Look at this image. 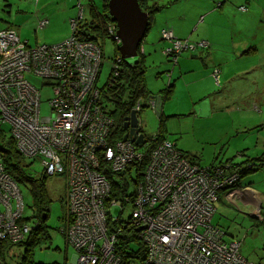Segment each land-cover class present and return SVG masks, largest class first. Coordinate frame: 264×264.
<instances>
[{"label":"built area","instance_id":"obj_1","mask_svg":"<svg viewBox=\"0 0 264 264\" xmlns=\"http://www.w3.org/2000/svg\"><path fill=\"white\" fill-rule=\"evenodd\" d=\"M79 7L81 15L71 20V37L57 44L31 47L14 29H0V128L9 126L6 129L26 160L39 161L44 174L55 173L66 181L61 231L75 255L62 264H121L117 235L141 226L148 264H260L244 256L242 241L228 242L225 231L213 223L222 194L224 200L247 207L249 189L235 187L241 177L232 165L201 166L175 143L161 141L159 133L148 138L141 121L133 136L116 138L115 119L101 94L120 86L121 56L115 57L105 85L99 86L105 53L103 46L84 40L77 30L78 22L85 20L84 6ZM117 29L113 23L105 33L120 45ZM162 31L161 38L171 43L164 52L175 60L184 50L207 46L206 41L177 38L171 27ZM35 79H42L41 86L51 91L52 116L41 115L42 91ZM163 103L162 95L139 97L132 110L139 119L151 106L161 116ZM141 134L145 136L139 148L135 141ZM146 157L142 179L134 182L136 192L129 194V185L126 194L114 196L110 176H128L132 163ZM27 206L0 152V264H9L13 249L26 243L41 224ZM113 207L120 209L119 216L111 215ZM130 207L132 213L124 219ZM18 258L13 264H27L24 254Z\"/></svg>","mask_w":264,"mask_h":264},{"label":"rangeland","instance_id":"obj_2","mask_svg":"<svg viewBox=\"0 0 264 264\" xmlns=\"http://www.w3.org/2000/svg\"><path fill=\"white\" fill-rule=\"evenodd\" d=\"M168 1L149 0V7L156 4L161 9L155 13L151 29L140 45L150 48V52L145 56L148 68L146 83L149 92L154 96H161L162 89L172 82L174 84L172 94L163 103L164 116H159L151 106L145 107L144 111L140 113L139 124L141 121L146 136L152 139L162 132L186 155L198 157L201 166H209L212 163L219 164L220 161L226 163L228 159H231L230 162L238 164L245 160L264 156V121L262 116L257 119L258 116L252 117V115H256L255 113L242 111L247 107L243 102L247 103L252 99L233 96L235 90L243 84L249 83L252 79L250 74L245 72L238 75L235 78V82L238 84L234 87L227 85L222 75L216 80L213 76L215 71L211 76H208V71L212 70L211 63L207 60L208 54L212 51L210 41L206 42L207 46L200 45L195 51L184 50L180 53L178 60L164 52L167 47L171 46V43L163 38L161 40L160 33L163 32H161V28L163 23L168 24L167 28L171 27L172 25L167 23L171 20L185 18L184 22L181 20L183 32L186 33V37H181L183 40L189 39L193 43L205 40V37L201 35L204 32L202 25L206 26V24H202L198 29L195 27L201 24L200 9L206 3L209 4L210 0H176L167 6ZM79 4L84 6L82 15L88 22L92 21V7L95 13L102 16L103 0H0V29H14L21 41L28 42L31 47L37 44H57L71 37L73 33L71 20L77 19L81 15ZM45 20H47L46 24L41 26L40 24ZM97 20L102 19L97 18ZM207 20H209L208 17ZM113 23L116 24L110 20L104 24V28ZM211 28L212 26L209 29ZM229 28L228 21L222 28L218 27L221 39L227 38V36L229 37L227 40L231 39ZM216 32L217 29L213 27L210 34ZM189 36L191 39L188 38ZM153 38L154 42L151 41ZM116 45L112 39L105 41L103 46L105 59L98 81L99 86L105 85L112 71L113 60L119 52ZM191 53L196 55L193 58L196 61L194 62L195 68L181 73L179 58L189 60L188 57L192 55ZM218 55L219 53L216 57ZM137 60L138 57L128 59L130 63ZM201 63L209 66L205 67L207 71ZM233 69V67L227 68L230 72ZM34 83L42 91L41 115L52 116L49 103L51 91L46 86H41L44 83L42 79H35ZM202 94L207 97L203 98ZM147 99L145 98V100ZM105 105L111 110L114 109V106L107 101H105ZM258 121L261 123L256 124ZM254 124H256L255 127H253ZM4 127L9 129L8 125ZM138 128L139 125L136 131ZM27 163L30 164L25 167L28 178L36 180L43 172V166L39 161L29 160ZM255 163L257 164L256 161ZM46 175H48L47 178H42V180L45 181L51 204L49 217L45 222V230L50 239H43L36 244L31 252V258L35 264H62L66 257L71 261L75 255L74 248L68 246L61 231L65 224L66 181L61 175H55V173ZM263 175L264 169H259V171L243 177L241 185L264 193ZM135 177V172H133L132 179L125 176V180L130 184L129 194L136 192L133 181ZM27 187L30 188L29 182ZM23 193L26 204L33 206L34 202L30 191L24 188ZM256 196L246 200L249 202L246 204L247 207L242 203H231L229 200L220 201L216 204L218 211L213 220L215 224H219L225 229L228 242L242 241V253L245 257L252 262L264 264V221H262L264 200L258 193ZM110 211L113 216L120 214L118 207H113ZM131 213L132 208L130 207L123 218H129ZM24 253L26 254V245L17 246L13 249V255L18 256H8L7 261L9 264L16 263L20 260L18 257ZM129 264L144 263L141 259L134 258Z\"/></svg>","mask_w":264,"mask_h":264},{"label":"trees","instance_id":"obj_3","mask_svg":"<svg viewBox=\"0 0 264 264\" xmlns=\"http://www.w3.org/2000/svg\"><path fill=\"white\" fill-rule=\"evenodd\" d=\"M141 7L149 11V28L148 31L151 29L152 22L154 15L160 9L155 4L152 7H149L148 3L149 0H139ZM91 6V5H90ZM244 8V7H243ZM93 7L91 9V16L92 21L88 22L87 20H80L77 25V30L79 31L82 38L86 41H94L101 46H104L106 41V31L107 27L104 28V24L112 20L109 15L108 10V0H103L102 6V16H99L97 13L93 11ZM102 19L100 21L97 20ZM102 23V25H101ZM5 29V28H2ZM109 39V38H107ZM117 46V51H119V44ZM141 46L138 48L139 57L138 60L130 63L125 59L121 58L119 63L120 69V86L109 89L108 91L102 90V102L105 105V101L111 103L114 106V109L111 110L105 105V109L107 112L112 115L116 122V138L121 139L124 137L127 130L125 129V118L129 116L130 112L132 111L133 106L135 105L136 101L139 97H145L148 95H152L149 90L147 89V65H146V53L140 51ZM119 52L115 57H118ZM117 58H114L113 62ZM173 91L172 83L168 84L167 88L163 90L162 98L163 100H167L170 97ZM127 98V100H125ZM161 116H164L163 114ZM163 122V119H162ZM8 132L6 128H0V152L2 154V160L7 168L8 173L14 178L17 183L21 186V189L27 188L30 191V195L33 199L34 205H28V210H33L37 213V216L40 220V226L31 234L29 239L26 243H21L20 246L26 245V254L24 253V258L27 261V264H35L33 259L31 258L33 251V247L40 243L43 239H50L47 236V232L45 230V222L47 219H43V216L46 214L47 218L49 217V208L51 204V199L45 184V181L42 178L46 179L48 175L44 174V171L36 178V180L29 179L26 173L25 167L26 165H30L27 163L26 158H24L21 153L17 150L15 141L13 137ZM159 139L163 141L167 139L162 132L159 133ZM169 140V139H167ZM170 141V140H169ZM177 146V145H176ZM184 153V152H183ZM186 154V153H184ZM187 156L194 162L198 163V157H193L191 155ZM148 158L146 157L145 160L141 165L139 164H132L133 166L128 169V176L132 179L131 170L133 169L136 177L133 180L138 183L142 179V172L145 169L147 164ZM231 159H228L226 163L232 165L234 169H236L241 179L235 184V187H241L242 178L248 174L254 173L259 171L264 167V156L259 157L257 159L245 160L242 163H232L230 162ZM257 162V164L255 163ZM35 162V161H33ZM223 161H220L219 164H222ZM255 163V164H254ZM201 165V164H199ZM211 165H217L212 163ZM110 181L112 183V190L114 196H119L120 193H127V189L129 187V183L125 180L124 175H111ZM29 182L30 188L27 187V183ZM245 187V186H244ZM22 189V191H23ZM220 201H224L223 194L220 197ZM263 209V207H262ZM111 213V211H110ZM112 215V213H111ZM254 218V217H252ZM264 221V218L263 220ZM214 223V220H213ZM116 224V222H114ZM215 224V223H214ZM220 228L219 224H216ZM225 231V229L222 227ZM124 231V232H123ZM121 233L117 235V253L121 256L122 263L121 264H129L134 258L141 259L144 264L146 263L147 257V250L145 244L140 239V234L137 231L136 227H127ZM226 233V232H225ZM137 247L139 250L137 251Z\"/></svg>","mask_w":264,"mask_h":264},{"label":"crops","instance_id":"obj_4","mask_svg":"<svg viewBox=\"0 0 264 264\" xmlns=\"http://www.w3.org/2000/svg\"><path fill=\"white\" fill-rule=\"evenodd\" d=\"M175 1L176 0H169L167 6ZM199 13L201 14V24L197 25L195 28L198 29L202 24H206V26L202 25L204 32L201 36L205 37L204 39L206 41H210V47L212 49L207 58L212 67V70L210 72L208 71V76H211L214 71L219 70L220 76L222 75L227 85L234 87V85L238 84L235 82V78L238 75L245 72L249 73L252 79L249 83L243 84L235 90L233 96H236V98L249 97L252 99L247 103L243 102L247 107L246 110L244 109L242 111L255 113L256 115H252V117L258 116L257 119L259 116H262L264 121V0H210V3H206L200 9ZM207 17L209 20H207ZM181 20L184 22L185 18L183 17L178 20L175 19L174 21L171 20V22H167L172 25L171 28L175 36L180 39H182L181 37H186V33L183 32ZM227 21L230 23L229 36L231 39L227 40V38H229L227 36V38H222V40L218 33V27L222 28ZM162 25L163 27L161 29L163 30L167 28L168 24L163 23ZM211 26L212 28L209 29ZM213 27L217 29V32L211 35L210 31H212ZM188 38H190V36ZM151 41L154 42V38ZM166 44L169 45V43ZM147 45H149V43H147ZM144 52L146 54L149 53L150 48L144 46ZM218 53L219 55L216 57ZM191 54L192 55L188 57L189 60L179 58V69L181 73L195 68L194 62L196 61L193 58H195L196 55L193 53ZM201 64L204 68L209 67L204 63ZM228 67L234 68L232 72L227 70ZM206 68L205 70L207 71ZM172 85L174 86L173 82ZM166 88L167 86L161 91ZM203 95L204 94L201 96ZM206 97L207 95L203 96V98ZM261 104L263 105L259 106ZM164 114L163 107V115ZM257 123L261 122L258 121L256 124ZM256 124H254L253 127H255ZM262 169H264V167ZM262 181H264V175L262 176ZM244 188L249 189L248 199L252 198V196H256L258 193L260 197H262L261 199L264 200V193H259L247 186ZM247 203L249 202L247 201ZM250 204L254 205L252 203Z\"/></svg>","mask_w":264,"mask_h":264},{"label":"water","instance_id":"obj_5","mask_svg":"<svg viewBox=\"0 0 264 264\" xmlns=\"http://www.w3.org/2000/svg\"><path fill=\"white\" fill-rule=\"evenodd\" d=\"M109 14L112 21L116 22L118 30L117 37L120 38L119 54L122 59L139 57L138 48L148 33L150 13L144 10L139 0H108ZM139 120L135 110L125 118V128L129 133L124 136V140L133 136ZM144 134H141L135 141L139 148L143 147ZM47 219V215L43 216ZM144 226L137 228L140 232Z\"/></svg>","mask_w":264,"mask_h":264},{"label":"bare ground","instance_id":"obj_6","mask_svg":"<svg viewBox=\"0 0 264 264\" xmlns=\"http://www.w3.org/2000/svg\"><path fill=\"white\" fill-rule=\"evenodd\" d=\"M204 41H206V40H204ZM207 42V41H206ZM144 48V47H143ZM216 72V71H215ZM218 74H219V71L217 72ZM214 78L216 79L217 77L216 76H214ZM143 163V161L142 162H139V163H136V164H139V165H141ZM132 164H135V162L134 163H132ZM147 165V164H146ZM142 175V174H141ZM143 176V175H142ZM222 229V228H221ZM124 232V231H123Z\"/></svg>","mask_w":264,"mask_h":264}]
</instances>
